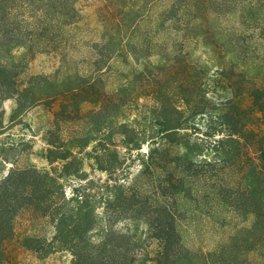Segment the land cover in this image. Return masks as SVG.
Instances as JSON below:
<instances>
[{
  "label": "trees",
  "instance_id": "obj_1",
  "mask_svg": "<svg viewBox=\"0 0 264 264\" xmlns=\"http://www.w3.org/2000/svg\"><path fill=\"white\" fill-rule=\"evenodd\" d=\"M3 136L0 264H264V0H0Z\"/></svg>",
  "mask_w": 264,
  "mask_h": 264
},
{
  "label": "rangeland",
  "instance_id": "obj_2",
  "mask_svg": "<svg viewBox=\"0 0 264 264\" xmlns=\"http://www.w3.org/2000/svg\"><path fill=\"white\" fill-rule=\"evenodd\" d=\"M40 67H41L40 63L37 62V63H35V69L34 70L40 71V69H41ZM6 107L8 109H10V103H7ZM9 141H10L9 138H6L4 136L0 137V144H2L4 142H9ZM5 155L8 156V158L10 159V162H9V164H7V167H5L4 169L2 168L3 165L0 164V173L1 172L7 173L8 170L12 167L11 162H14V161H16L18 163V165L21 167L28 165L30 161H32L33 163L37 164L40 167H43L46 164V162H45V151H44L43 146L40 143H36L34 149L28 151L27 153H24V155H20L19 150H17V149L10 151L9 153H1L0 152V160ZM88 171L90 173V176L96 180L100 181V180H103L105 178L104 174L97 172L93 167H89ZM29 222H30L29 220L26 221L25 226H21V227H19V229L24 230L25 228L30 227V229L38 230L42 227V225H40L38 223H35L33 225V223H31V222L29 223Z\"/></svg>",
  "mask_w": 264,
  "mask_h": 264
}]
</instances>
